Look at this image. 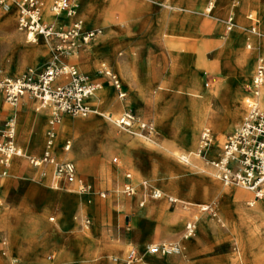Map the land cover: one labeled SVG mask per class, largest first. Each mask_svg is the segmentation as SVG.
<instances>
[{
  "label": "rangeland",
  "instance_id": "374dc122",
  "mask_svg": "<svg viewBox=\"0 0 264 264\" xmlns=\"http://www.w3.org/2000/svg\"><path fill=\"white\" fill-rule=\"evenodd\" d=\"M20 1L15 0L17 10ZM179 1L161 0L169 7L154 4L151 9L142 7L138 10L128 9L124 5L118 4L110 6V8L105 5L101 9L100 16L92 18L90 14L92 4H87L81 9L80 2L73 0L78 14H82L80 17L83 18L87 30L101 29V33L97 40L76 50V52L84 50V55L80 56V59L77 56L70 62H66L69 55L60 56L54 51V41L48 42L45 39H40L41 54H31L26 49L24 41L15 37L14 31L22 34L23 38L25 36L18 30L17 21L14 31L0 30V75L13 76L28 68L39 69L47 64L64 63L74 66L80 73L90 77L94 76V79L99 81L108 82V84L104 83L101 89L111 91L113 96L110 98L107 93L104 100L100 97L93 100L95 109L99 110L96 114H92L88 118L64 114L58 125L56 139L58 157L60 160L67 157L75 162L79 173L91 186V206L87 204V197L80 193L79 195L72 193L71 187H68V192H66L61 187L56 189L52 180L46 184L45 175L40 174L41 169L34 168L29 163V158L40 155L42 149L30 153L25 147L23 151L26 158L16 157L20 159L21 166L15 167V162H12L11 175L5 180L4 191L0 196V212L6 210L12 225L19 229L30 228V232L36 225L35 213L39 221L30 239L37 241L54 235L62 236V232L57 227L60 229L73 227L76 229V233L81 234L80 236L83 238L81 243L93 240L101 247L110 249L104 258L106 264H127L126 261L132 248H136L140 252V259L132 264H176L169 262L178 260L176 256H152L147 253V247L150 244L177 242L183 245L182 254L184 257L178 264H253L252 260L240 257L243 254L247 231L246 227L237 220V212L242 208L253 211L260 202H264V197L254 203L257 205L251 204L254 198L253 194L251 197H239V191L246 193L250 191L239 186H225L211 174L213 170L208 162L216 156L227 136L238 127L242 119L237 124L225 125L224 129L215 130L210 126L213 135L211 145L213 151H208L206 157L202 155L198 159L202 169L205 170L195 169L190 165L191 162H195L190 151L198 152L200 137L205 126L196 128L188 126L195 101V99L189 98L188 87L191 76L196 74L201 84V87L197 89L198 96L201 100L209 102L212 111L211 121L220 127L224 126L229 110L234 104L236 90L242 87V90L248 93L247 87L252 80L255 61L263 55L259 53V49L254 43L251 49H247L248 39L234 43L230 48L232 32L224 33V23L221 21L228 16L226 14L227 7L219 9L215 16L213 14L207 16L205 11L208 0H184L185 6H182V9H175L179 6ZM238 1L240 0L229 1L231 5L229 3L227 5L235 8ZM43 2L49 6L50 0H43ZM258 6L259 9L256 12L249 11L260 20L258 38L251 35L250 22L245 24V28H241L240 31L243 35L254 37L259 41L264 40V0H258ZM0 12V14L5 13L6 10L0 6ZM171 14H175L179 24L185 27V30L193 31L196 37L185 36L186 39L174 44L172 53H169L163 52L162 39L166 36L167 31L166 18L169 19ZM115 37L118 40L107 46L109 51L113 49V54L108 55L109 58H102V61L106 60L108 70L117 75L124 88L128 90L127 97L121 100L123 108L115 117H120L124 111L132 110L139 118L155 124L160 133L156 139L130 135L121 130L116 122L108 119L113 116L110 112L113 105L120 100L117 91L111 79L100 72L103 70L101 66L92 71L84 69V67H88V64L82 66L93 55L95 58L97 47H101L105 40H112ZM218 43H223V45L218 46ZM26 45L31 47L33 44ZM128 45L136 52L134 70L145 82L144 91L138 89L136 83L130 80L127 70L123 69L120 73L115 69L112 59L125 61L128 58ZM243 53H247L249 56L247 65L242 64L239 60L240 54ZM158 75H161L163 82V86L160 88L156 79ZM0 78L3 77L0 76ZM263 93L264 87L262 95ZM30 102L35 105L40 104L37 100H30ZM8 105L0 95V120L10 116V111L4 110V107ZM261 105L264 110L262 100ZM29 110H31L30 107L27 109L24 106L22 110L18 111V138L22 147L25 144L27 119L36 114L32 109L33 114H29L27 117L26 113ZM50 114L51 112H48L41 122L45 123L43 131L38 137L42 146L49 127ZM66 117L73 122L82 120L94 123L95 126L81 130L75 128L64 130L61 123ZM30 131L29 136H31ZM187 136L188 142L186 141ZM195 139L196 141H194ZM68 140L71 141L72 147L68 153H65L63 148ZM27 142L29 141L27 140ZM216 144L217 147H215ZM173 145L177 155L166 151V147ZM60 153H64V156H61ZM180 154L182 156L189 155L190 163H183ZM116 158L117 161H115ZM124 169L131 170L136 179L144 178L154 187L159 185L186 201L198 202V204L185 203L190 205V209L184 210L181 204L171 206L164 200H152L149 189L145 194H137V187L136 195L124 197L121 192ZM32 185L40 186V188L33 189L34 200L24 205L22 199L27 196ZM49 191L57 196L63 194V200L64 198L68 199L72 205L81 198L84 202L81 205L85 208L77 209L72 215L61 214L59 218L58 201L52 204L45 202V195ZM102 192L107 193L105 198H100ZM143 201L145 204L140 207L139 204ZM209 202L216 203V215L199 211L201 203L209 204ZM107 203L113 212L105 206ZM259 210L257 228L264 236V203ZM28 211L34 213L31 212L33 215L25 221V225L14 222L15 218L27 215ZM52 216L55 217L54 222L49 219ZM195 216L199 217L197 230L194 236L184 242L182 235L185 224ZM86 218H90L89 228L84 227ZM137 229H143V235L146 237V240L141 243H138L135 240V235L132 234ZM23 242H26V239ZM190 242L196 244V247H191ZM10 245L11 240L8 232L5 229H0V255ZM17 249H13L14 253L20 254L19 248ZM259 253L260 257L256 264H264L263 249ZM14 255L5 259L11 261L14 258L21 263L20 258ZM0 262L4 264L3 258H0ZM51 264L55 263L51 262Z\"/></svg>",
  "mask_w": 264,
  "mask_h": 264
},
{
  "label": "built area",
  "instance_id": "2783aa9c",
  "mask_svg": "<svg viewBox=\"0 0 264 264\" xmlns=\"http://www.w3.org/2000/svg\"><path fill=\"white\" fill-rule=\"evenodd\" d=\"M217 1L208 0L206 15L213 13ZM0 6L7 9L9 0H0ZM43 8V0H21L18 3V29L27 35L30 43H34L38 39L54 41L53 49L60 56L70 55L80 47L89 45L101 33V29H83V23L79 19L74 20L67 29L57 28L54 23L44 19ZM51 10L57 14L65 13L68 16L76 13V7L72 0H51ZM248 19L251 21L250 33L259 36V19L253 13L248 14ZM221 21L224 23L226 34L237 28L233 14ZM247 48L251 49L252 44L249 43ZM102 72L111 79L119 91V95L125 97L126 93L122 91V84L117 75L105 67ZM263 87L264 58L260 56L256 60L252 80L247 87V111L238 127L227 136L218 156L208 161L215 177L224 185L242 187L250 191L255 200L264 197V110L260 102ZM99 88V82L94 81L87 74L78 72L74 66L64 63L47 64L39 69L28 68L17 76L0 79V95L12 107L16 108L20 101L27 97L50 108L51 115L43 154L39 157H30L29 163L35 168L51 165L54 186L57 189L65 181L68 184L76 185L78 192L82 194L90 195L92 192L91 186L79 176L75 162L68 159L58 160L55 148L57 127L61 122L62 115L88 117L91 114H96L97 110L91 107L87 100L93 97ZM116 124L121 130L133 136L154 139L157 134L153 123L139 118L132 110H127L120 115ZM136 124L137 127H135ZM212 142L211 131L203 130L198 150L199 157L208 155ZM70 149L71 142L67 141L64 150L69 151ZM21 151L22 147L18 142V119L16 114H12L0 121V191L3 186L2 180L8 175L12 158L20 157ZM181 160L183 163H189L190 156L183 155ZM147 187L151 199L160 200L163 197V193L150 183H147ZM121 192L124 196L136 194V185L130 171L125 172V181ZM106 195V192L100 193L103 198ZM168 201L172 205L181 204L182 208L190 209V205L172 197H168ZM144 204V201L141 202L142 206ZM199 211L216 215V203L200 206ZM198 221L199 217L195 216L186 222L183 239L194 236ZM89 225L90 218H86L84 226ZM182 249L183 245L179 242L156 243L148 245L147 253L152 256L178 255ZM139 259L140 252L136 248H132L126 263L132 264Z\"/></svg>",
  "mask_w": 264,
  "mask_h": 264
},
{
  "label": "bare ground",
  "instance_id": "6f19581e",
  "mask_svg": "<svg viewBox=\"0 0 264 264\" xmlns=\"http://www.w3.org/2000/svg\"><path fill=\"white\" fill-rule=\"evenodd\" d=\"M78 1L81 4V9H82V7L83 8L86 7L87 4L88 5L89 4L93 5L92 12L90 13L92 18H96V17L100 16L101 9L105 5H107L110 8V6L118 4V5H124L128 9H135V10L141 9L142 7H147V8L151 9L154 4H161L164 7H169L166 4H163L161 2V0H78ZM229 1L232 2V0H219V1H217L216 2L217 5H215L216 9H215L214 13H212V14H213V16H215L218 13L219 9H221L222 7H227L226 8V14L227 15H229L231 13L236 15V17H237V27L238 28L235 29V31L231 33L230 48L234 45V43L242 42L243 40L248 39L249 42H252V43H254L256 45V48L259 49L258 50L259 53H261L263 55V58H264V40H259L258 41L254 37H247L246 35H243V33L240 31L241 28H245V24L249 23V20L247 19V15L249 14V11L256 12L259 9L258 0H240V1H238V5L235 8L229 7L231 5L229 3ZM72 3L76 7V5L74 4L73 0H72ZM228 3L230 4L229 6L227 5ZM207 4H208V2H207ZM178 5L179 6L176 7L175 9H182L181 7L185 6V1L184 0H180L178 2ZM50 6H51V3H50L49 6H47L45 8L44 18L49 20V21H51L52 23H54L55 27L58 28L66 20L73 21L74 19L75 20L79 19L83 23V25H82L83 29H85V30L87 29L85 27L84 20L82 18L78 17V16L82 15L81 14L82 11L80 12L81 15H79L78 12H77V9H76V13L74 15L68 16L65 13L57 14L56 12H54V11H52L50 9ZM173 6H174V4H173ZM4 10H6V12L2 13V16H3L2 18H3V21H4L3 22L4 23L3 24L4 25L3 28H9L10 30L14 31L15 21H16V19L18 17V10H17V7H16L15 0H11L9 2V7L7 9H4ZM206 13H207V6H206L205 15H206ZM212 14L207 15V16H211ZM161 16H160V18H161ZM162 18H163V16H162ZM177 18L178 17L175 14H171L169 19L166 18L167 31H166V36H164L163 39H162V47L164 49L163 52L167 51L169 53H172L173 45L176 44L178 41H181V40L184 41V39H186L185 36L196 37L193 31L185 30V27H183V26H181L179 24ZM206 24H209V23L206 22ZM14 34L17 37V39L24 41V45L26 46V49L31 54H33V55L41 54L42 47L40 46V39H38L34 43H31L33 45H31V47H28L26 44H30V41H29L27 35L24 36V38H25V40H24L23 36H21V34L17 33L16 31H14ZM98 36H100V34L97 35L92 40V42L97 40ZM116 40H118L116 37L114 39H112V40L111 39L105 40L104 44L101 47H97V50L95 52V58H94V62L96 63L97 66H101L102 68L105 67L106 69H108V65H107V63H105L106 60L102 61V58H104V59L105 58H109V56H111L113 54V49L109 51L107 49V46L110 45L113 41H116ZM217 45L221 46V45H223V43L222 44L218 43ZM128 47H129V50L127 51L128 58L126 57L127 59L125 61H120L119 59H116V58L112 59V60H114L113 62L115 63L114 64L115 65V69L118 72H120V73H121V71L123 69L127 70L130 80L136 83V86H137L138 89H140L141 91L142 90L144 91V89L146 88L145 82H144L143 79H141L139 77V75H138L139 73L137 74L135 72V70H134V67L136 65L135 61H134L135 57H136V52L133 51L132 49H130L131 47L129 45H128ZM70 57H71L72 60H75L76 57H77V52L76 51L71 52L70 53ZM239 60L244 65L245 64L246 65L249 64V56H248V54L247 53L240 54ZM109 62H110V60H109ZM174 68H175V66H174ZM100 72H102V71H100ZM0 76L5 78V74H1ZM91 78H94V77L92 76ZM156 79H157V81L159 83V88L161 86H163L161 75H158ZM149 81L151 82V80H149ZM186 86H188V85H186ZM200 87H201V84L199 82L198 77L196 76V74L192 75L190 80H189V87H188L189 94H188V96H189V98L195 99V101L193 102V109H192V113L193 114L191 115V121L188 124L189 128L190 127L196 128V127H200V126H205L204 127L205 130H210V126H211L215 130L220 129V128L224 129V128H226L225 125L226 126H231L233 124H237L241 119H243V117H244V115H245V113L247 111L246 97H247L248 93L244 92L242 90V87L238 88L236 90V92L234 94V104H233L232 108L229 110L228 117L226 119V122L224 123V126H221V127L216 125V124H214L211 121L212 111H211V107L209 105V102H207L206 100H201L199 98V96H198L197 89L200 88ZM100 88H102L101 87V83H100ZM100 88L95 93L96 98L100 97L102 99L103 98L105 99V97L107 96V93H108L110 98L113 97L112 94H111V91H108L106 89L105 90H102V89L100 90ZM261 100H262V102L264 104V93H263V95H261ZM109 103H112V102H109ZM22 105H24V103H22ZM22 105L21 106H17L15 109H12L8 105V106L4 107V110H6V111L8 110V111H12L13 113H16V112H18L21 109ZM112 108L113 109L110 112L113 114V116H111V117L107 116V117H109L108 119L112 120L113 122H116V120L119 117H115V115L119 111L122 110L123 103L121 102V100H118L115 103V105H113ZM34 110H35L36 114L33 115V116H29L28 117L29 118L28 122L31 121V124H30V129H31V131H30L31 133L30 134H31V136H29V134H28L27 140L30 142L31 138H33L32 145H33L34 148H37V146H38L37 137L39 136V134L41 133V131L45 127V123L43 124L41 122L43 120V117L48 112H50V108L47 105L43 106L41 104H36V105H34ZM97 112H99V111L97 110ZM36 122H38V123H36ZM61 124H62L61 126H63L64 130H68L70 128H75V129L81 130V129H84V128H87V129L88 128H93L95 126L94 123H88V122H84L82 120H78L76 122H73L67 117L64 118V120H63V122ZM135 127H137V124L135 125ZM186 141L187 142L189 141L188 136L186 137ZM194 141H196V139ZM184 144H186V143H184ZM215 147H217V144L215 145ZM166 151L169 152V153H172L174 155H177V152L175 150L174 145L166 147ZM190 155L191 156L193 155L194 156L193 158L195 159V162H191L190 165L193 166L195 169L205 170V169H202L201 162L198 161V159H200L199 156H198V152L190 151ZM22 156H24L23 149L21 151V156L20 157H22ZM16 157H18V156L13 157L12 160H11V164H10V168H9V171H8V175L2 181L3 187H4L5 180L7 178H9L10 175H11L12 162H15V167H20L21 166L20 159L16 158ZM180 158H182L181 154H180ZM43 166H41V168H39V169H41L40 174L45 175V178H46L45 182L48 183L50 181V179H51V169L50 170L49 169L44 170ZM211 170H212V168H211ZM209 173H211V172H209ZM211 174L214 175V172L212 171ZM214 177H215V175H214ZM143 187H144V189L148 190L147 182L143 183ZM238 195H239V197L240 196L241 197H251L252 193H250V192L246 193L244 191H239ZM168 197H172V198H174L177 201L182 202V203H188V202L182 201V200H180V199H178L176 197L167 196L164 193H163V197L161 199L166 198L168 200ZM254 203H257V200H255L253 198V200L251 201V204H254ZM263 203L264 202H260V204L253 211H250V210H247L245 208H242L241 210H239L237 212V220L241 223V225L246 227V231H247V237H246V240H245V242L243 244V254H241L240 257L243 258V259L245 258V259L252 260L253 264H256L258 262L259 257H260V255H259L260 253L259 252L262 249L264 251V236L260 234V232L258 231V228H257L258 227V224H257L258 223V218H259V215H260V210L259 209L261 208V205H263ZM254 205H257V204H254ZM200 206H204V205H200ZM162 211H163V209H162ZM0 229H5L8 232L9 238L11 240V245L9 247V255H7L6 257H9V256L12 257V255L15 254L14 253L15 251H13V249L15 250V249L19 248L20 252H22V249H21L20 246H21V243L23 242V240L26 238L27 232H29L30 228H27V227L26 228H21V229L16 228L14 225H12L11 220L9 219V216H8V213L6 212V210H3V211L0 212ZM190 244H191V247H193V248L196 247V244H193L191 242H190ZM17 251H18V249H17ZM182 253H183V249H182V252L180 254H178V255H181ZM182 257H183V254H182ZM237 259L239 260V258H237ZM0 264H2V263L0 262ZM48 264H51V262L48 263Z\"/></svg>",
  "mask_w": 264,
  "mask_h": 264
},
{
  "label": "crops",
  "instance_id": "0c3cea01",
  "mask_svg": "<svg viewBox=\"0 0 264 264\" xmlns=\"http://www.w3.org/2000/svg\"><path fill=\"white\" fill-rule=\"evenodd\" d=\"M219 1V0H218ZM51 3V0L49 2V5ZM48 6L44 4V12H45V8ZM50 9H51V6H50ZM1 13V12H0ZM233 14V13H231ZM250 14V13H249ZM230 15V14H229ZM234 15V14H233ZM256 16V15H255ZM2 14H0V30H3V29H9V28H3V18H2ZM235 17V20L237 22V19H236V16L234 15ZM257 17V16H256ZM79 18H82L79 16ZM258 18V17H257ZM83 19V18H82ZM247 19H248V15H247ZM46 20V19H45ZM75 20V19H74ZM73 21H64L58 28H63V29H67L69 28L72 23L74 22ZM222 20V19H221ZM249 20V19H248ZM17 21V28H18V17L16 19ZM15 21V23H16ZM47 21V20H46ZM260 21V20H259ZM49 22V21H48ZM51 22V21H50ZM250 22V25H251V21L249 20ZM260 24V23H259ZM249 25V27H250ZM19 30V29H18ZM20 31V30H19ZM21 32V31H20ZM233 32V31H232ZM23 33V32H22ZM224 33H225V29H224ZM25 34V33H23ZM229 34V33H228ZM26 35V34H25ZM252 36L254 37H257L258 36H255L253 34H251ZM22 36V34H21ZM16 37V36H15ZM17 38V37H16ZM106 38V37H105ZM19 40V39H18ZM22 41V40H21ZM250 44H253L252 42H249ZM248 43V44H249ZM247 44V45H248ZM95 45V44H94ZM248 49V48H247ZM84 50H80V51H77V56L78 58L80 59V56L82 57L84 55ZM94 53V52H93ZM70 56V55H69ZM72 61L71 57H69L66 62H70ZM256 63V61H255ZM88 64V67H84L85 70H89V71H92V70H95L98 68V66L96 65V63L94 62V55L86 62H84L82 64V66H85ZM21 69V67H20ZM19 69V70H20ZM18 70V71H19ZM26 70V69H25ZM24 70V71H25ZM255 70V69H254ZM22 71V72H24ZM21 72V73H22ZM20 73V74H21ZM19 75V72H17L16 75H13V76H17ZM13 76H7V77H13ZM94 77V76H93ZM1 79V78H0ZM94 81L96 82H99L101 83V87L104 83H107L105 80H97V79H94L92 78ZM113 83V82H112ZM122 84V83H121ZM114 86V84H113ZM115 87V86H114ZM101 90V88H100ZM99 90V91H100ZM115 90L117 91V95H118V98L120 100H124L127 95H128V90L124 88V86L122 85V91H124L126 93V96L125 97H121L119 95V91L117 90V88L115 87ZM262 95V94H261ZM1 97L3 98V96L1 95ZM96 95L89 98L87 100L88 104L95 108V106L93 105V100H96ZM4 100V98H3ZM30 100H34V99H30V98H27V97H24L21 101H20V104L21 105L22 103H24V105H22L21 107V110L22 108H24V106L28 109L29 107L31 108V110L27 111L26 113V116L28 117L29 114H33V110H34V103L30 102ZM5 101V100H4ZM260 102H261V97H260ZM5 103H7L5 101ZM8 104V103H7ZM18 105V106H19ZM12 109H15L14 107H12L11 105H9ZM29 106V107H28ZM262 106V105H261ZM33 109V110H32ZM20 111V110H19ZM99 111V110H98ZM51 112V111H50ZM125 112V111H124ZM18 113L19 112H16V113H13L12 111H10V116L12 114H16L17 116V119L18 118ZM51 115V114H50ZM92 115V114H91ZM90 115V116H91ZM89 117V116H88ZM88 117H83V118H88ZM29 118L27 119V124H26V137H25V144L24 146L22 147L20 141H19V138H18V142H19V145L23 148H27L29 150L30 153H33V152H36V151H39L42 149V152L40 155H38L37 157L41 156L43 154V151H44V147H45V142H46V135H45V140L43 142V146H42V143L41 141H39L38 137H37V144H38V148H34L32 143H33V138H31L30 142H27V137H28V134H29V131H30V124H31V121L28 122ZM31 120V119H30ZM2 121V120H0ZM19 121V120H18ZM146 121H149V120H146ZM151 122V121H149ZM153 123V122H151ZM153 125L155 126V124L153 123ZM155 129H156V137L155 139L160 135V133L158 132L156 126H155ZM57 130H58V127H57ZM43 131V130H42ZM41 131V132H42ZM47 132V131H46ZM58 134V132H57ZM40 135V134H39ZM201 138V137H200ZM57 141V140H56ZM69 141V140H68ZM71 147H72V144H71ZM222 148V147H221ZM64 149V148H63ZM24 150V149H23ZM71 150V149H70ZM69 150V151H70ZM69 151H65V153H68ZM213 151L211 148L209 150V152ZM221 149L218 151V153L216 154V156L213 157L216 158L218 156V154L220 153ZM55 154H56V157L59 159L58 157V154H57V149L55 148ZM61 156H64V153H60ZM23 159L26 158V156H22ZM72 160V159H69L67 157H65L63 160ZM63 160H60V161H63ZM73 161V160H72ZM35 168V167H34ZM40 168V167H39ZM44 170H47V169H51V179L50 181L54 179V176H53V167L51 165H44L43 166ZM78 169V168H77ZM40 171V170H39ZM126 171H130L129 169H124L122 174H123V182L125 181V172ZM132 173V172H131ZM78 174L80 177H82L84 180V176L81 175L79 173V170H78ZM133 175V173H132ZM4 179V178H3ZM217 179V178H216ZM219 180V179H217ZM3 181V180H2ZM220 181V180H219ZM85 182L87 183V181L85 180ZM133 182L134 184L136 185L137 189H138V192L137 194H145L147 193V189H144L143 187V183L144 182H147L149 183L147 180H145L144 178L142 179H136L134 178V175H133ZM47 184V183H46ZM88 184V183H87ZM3 185V184H2ZM153 186V185H152ZM226 186V185H225ZM68 187H71L70 189L72 193H75V194H78L80 192L77 191V188H76V185L74 184H68L66 183L65 181L61 183V188L63 190H65L66 192H68L67 188ZM229 187V186H228ZM35 188H40V186H35V185H32L28 191V193L26 194L27 196H25L23 199H22V202L24 205H27L28 202L30 201H33L34 199V192H33V189ZM156 188L160 189L165 195L167 196H173V197H176L182 201H186L170 192H168L167 190L163 189L162 187H160L159 185L156 186ZM57 189V188H56ZM4 191V187L2 186V189L0 191V196L2 195V192ZM70 192V191H69ZM81 195L87 197L86 201H87V204H89L90 206L92 205V199H91V194L90 195H87V194H82L80 193ZM136 195V194H135ZM63 194L62 195H56L54 194L53 192H48V194L45 195V202H47V204H52V203H55L58 201L59 203V218L61 216V214H69V215H72V213H75L77 211V209L81 208L82 210L85 208L82 207L81 203L83 202L82 199L80 198L79 200L76 201V203L74 205L70 204L68 201V199H65L63 200L62 198ZM124 196V195H123ZM124 197H133V196H124ZM100 198H103L100 196ZM62 200H63V203H62ZM153 200V199H152ZM160 200H164L167 201L169 203V201L166 199V198H163V199H160ZM155 201H158V200H155ZM188 203H191V204H198V202H190V201H186ZM209 203H215V202H209ZM84 204V202H83ZM171 206H178V204L176 205H172L171 203H169ZM200 204V203H199ZM206 203H201L200 205H205ZM105 206L107 208H111L109 207V204H105ZM140 207H143L141 205V203L139 204ZM138 206V207H139ZM184 209V208H183ZM111 210V209H110ZM185 210V209H184ZM112 211V210H111ZM32 211H28V213H26L27 215H23V217H17L15 218L14 222L16 223H19L20 225H25L26 224V220L30 219V216L33 215L31 214ZM113 212V211H112ZM34 213V212H32ZM34 216H35V220H36V225L34 227V229L30 232H27V235H26V242H22L21 243V249H22V252L20 254H15L14 256H18L20 258V262H17L14 258L10 261L9 259H5L7 255H9V247L6 248L5 251H3L0 255V258H3V263L4 264H48L50 262H54L55 264H106V261L104 260L105 258V255H107L109 252H110V249L109 248H105V247H101L100 245L97 244V242L91 240L90 242H84V243H81L80 241H82V237L80 236L81 234L78 232L76 233L75 230L73 227L71 228H63V229H60L59 227H57V229L59 231L62 232V236L60 235H54V236H51V237H48V238H43V239H39L37 241H34L32 239H30V237L32 236L31 234H33V231L35 230L37 224H38V221L39 219L37 218L36 214L34 213ZM50 221H55V217L52 216L49 218ZM137 219L139 220V217L137 216ZM59 220V219H58ZM120 220V219H119ZM76 227V226H75ZM85 228H89V226H84ZM16 228H19V227H16ZM133 235H135L136 237V241L138 243H141L143 242L144 240H146V237L143 235L144 234V231L143 229H137L135 230V233H132ZM182 240L185 242L189 239H183ZM154 256V255H153ZM177 257L178 260H174V261H169V262H174L176 264L179 263V261H181L184 257H182L181 255H174ZM73 262V263H72ZM143 264H152V263H143Z\"/></svg>",
  "mask_w": 264,
  "mask_h": 264
}]
</instances>
